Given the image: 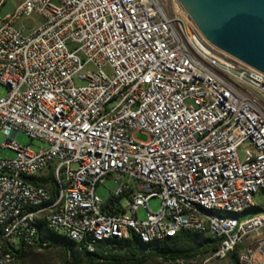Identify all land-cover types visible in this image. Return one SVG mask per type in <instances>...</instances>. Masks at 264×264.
I'll list each match as a JSON object with an SVG mask.
<instances>
[{
	"label": "built area",
	"instance_id": "built-area-1",
	"mask_svg": "<svg viewBox=\"0 0 264 264\" xmlns=\"http://www.w3.org/2000/svg\"><path fill=\"white\" fill-rule=\"evenodd\" d=\"M31 14L42 23L23 34L28 26L15 24ZM164 75L207 84L215 101L164 83ZM0 85L6 89L0 147L15 153L0 157V217L20 206L0 233V264H11L12 249L46 244L33 225L45 209L39 197L59 207L58 217H44L51 229L74 232L77 247L90 252L99 241L132 231L161 240L174 226L202 231L192 216L201 204L264 202L254 198L256 188H264V156L255 155V146L264 147V73L242 68L207 41L178 0L15 6L0 19ZM138 85H146L143 99H125L124 91ZM225 96L242 111L229 112ZM118 102H126V111H117ZM19 132L46 146L33 151L18 144L13 138ZM137 132L148 140L137 141ZM106 179L115 184L110 196L116 204L96 194ZM49 184L57 193H49ZM152 198L159 200L156 211L148 206ZM141 208L145 219L137 217ZM213 225L214 250L206 256L264 264V242L239 252L241 235L264 228V215L241 223L213 219Z\"/></svg>",
	"mask_w": 264,
	"mask_h": 264
},
{
	"label": "bare ground",
	"instance_id": "bare-ground-1",
	"mask_svg": "<svg viewBox=\"0 0 264 264\" xmlns=\"http://www.w3.org/2000/svg\"><path fill=\"white\" fill-rule=\"evenodd\" d=\"M29 5L30 0H18L16 10H23ZM242 68H249V65L242 62ZM164 83L172 84L173 86H183L188 94L202 96L203 99H208V101H215V92L210 91V87L205 83H194L190 79H182L180 75H164ZM143 93H146V85H138V89L124 91V98L128 100L143 99ZM225 105L229 112L242 111V104L237 103L232 96H225ZM117 111H126V102H118ZM241 144H246V151H253V144H248V137H241ZM255 155L264 156V147L255 146ZM54 183H61V176H54ZM49 193H57L56 184H49ZM256 195L264 197V188H256ZM39 206L45 207V209H41V213L34 215L33 225L35 226V231L48 230L75 242L74 232L67 229H51L49 221H44V217H58L59 207L49 206V199L47 197H39ZM254 208L259 209V212L254 215H248V211ZM13 214H20V206H13ZM13 214H6V217H0V233H6L7 226L13 224ZM257 215H264V202L253 206V199H245L244 202L237 203L236 206L230 208L220 204H201V209L192 208V216L196 222L201 224L202 231L193 230V228H185V230L200 233L206 238L215 241L213 219L241 223L248 217ZM180 230H182V226H174V231L167 233V238L174 236ZM130 235L136 236L142 242L162 241L154 235H144V231H132V234H118L114 239L126 240ZM259 242H264V228H256V231H249V233L241 235L239 239V252H247L251 244ZM37 245L45 246L46 244L40 242L30 243V247ZM7 259L11 264H19L13 251L7 252ZM191 263L184 260H175L159 262L157 264ZM201 264H232V258L206 256L201 260Z\"/></svg>",
	"mask_w": 264,
	"mask_h": 264
},
{
	"label": "trees",
	"instance_id": "trees-1",
	"mask_svg": "<svg viewBox=\"0 0 264 264\" xmlns=\"http://www.w3.org/2000/svg\"><path fill=\"white\" fill-rule=\"evenodd\" d=\"M118 202L119 199L111 196L107 200L110 205ZM42 230L40 240L46 242L45 246L12 249L19 264H26L27 248L43 250L60 248L63 250L62 264H151L154 259H159L160 262L175 260L191 262L197 258H204L214 250L212 240L188 230H180L162 241L142 242L134 235H130L126 240L105 239L99 241L92 252L85 248L79 249L74 242L62 236Z\"/></svg>",
	"mask_w": 264,
	"mask_h": 264
},
{
	"label": "water",
	"instance_id": "water-1",
	"mask_svg": "<svg viewBox=\"0 0 264 264\" xmlns=\"http://www.w3.org/2000/svg\"><path fill=\"white\" fill-rule=\"evenodd\" d=\"M219 50L264 73V0H178Z\"/></svg>",
	"mask_w": 264,
	"mask_h": 264
},
{
	"label": "rangeland",
	"instance_id": "rangeland-1",
	"mask_svg": "<svg viewBox=\"0 0 264 264\" xmlns=\"http://www.w3.org/2000/svg\"><path fill=\"white\" fill-rule=\"evenodd\" d=\"M18 0H6L4 5L0 9V19L4 18L6 15L12 13L14 7L16 6ZM25 23L28 28L23 31V34L29 33L33 28L37 27L42 23L41 19L39 16L36 14H31L28 17H22L16 22V27L20 28V26ZM77 84H81V81H77ZM6 93V89L0 85V97L4 96ZM134 138L137 141H147L148 136L144 133L137 132L134 134ZM3 135L0 134V146L3 142ZM13 141L17 142L20 145H28L30 144V148L33 151H37L41 147H45V143L38 140V139H33L31 140L27 135H25L22 132H19L16 134V136L13 138ZM240 155H242V151L239 152ZM15 153L11 151L8 148H1L0 147V157H14ZM115 184L110 180L106 179L105 182L101 185H99L96 188V194L102 201L108 200V198L111 195V192L114 190ZM255 201H259L260 197L259 195H256ZM126 199L122 198V203H125ZM148 206L152 211H156L159 209V200L157 198H152L148 202ZM257 212H259V209L254 208L248 211V215H254ZM147 216V212L145 209H139L137 211V217L139 219H145ZM205 237V236H204ZM28 254H27V259H26V264H62V257H63V250L60 248H51L48 250H43V249H29L27 248ZM206 257V256H205ZM204 257V258H205ZM203 258H201L202 260ZM199 258L192 260L191 264H196L199 262ZM159 259H154L151 264H157L159 263Z\"/></svg>",
	"mask_w": 264,
	"mask_h": 264
}]
</instances>
